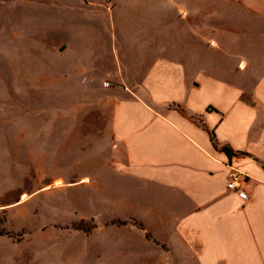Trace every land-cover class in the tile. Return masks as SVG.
Here are the masks:
<instances>
[{"label": "crops", "instance_id": "1", "mask_svg": "<svg viewBox=\"0 0 264 264\" xmlns=\"http://www.w3.org/2000/svg\"><path fill=\"white\" fill-rule=\"evenodd\" d=\"M12 1L11 95L28 104L36 62L107 117L105 151L67 186L90 193L74 262L264 264V0Z\"/></svg>", "mask_w": 264, "mask_h": 264}, {"label": "rangeland", "instance_id": "2", "mask_svg": "<svg viewBox=\"0 0 264 264\" xmlns=\"http://www.w3.org/2000/svg\"><path fill=\"white\" fill-rule=\"evenodd\" d=\"M15 4L0 1V264H84L73 255L89 251V187L67 186L79 180L80 160L105 151L107 117L97 97L79 93L73 80L37 81L47 66L36 62L23 68L34 81L28 104L11 95ZM29 25L31 45L37 23L30 18Z\"/></svg>", "mask_w": 264, "mask_h": 264}, {"label": "built area", "instance_id": "3", "mask_svg": "<svg viewBox=\"0 0 264 264\" xmlns=\"http://www.w3.org/2000/svg\"><path fill=\"white\" fill-rule=\"evenodd\" d=\"M105 85H107V83H105ZM246 181H247L246 174L240 171H234L230 175V180L227 182L226 187L228 189L234 190L240 198L245 199L246 192L244 187Z\"/></svg>", "mask_w": 264, "mask_h": 264}, {"label": "trees", "instance_id": "4", "mask_svg": "<svg viewBox=\"0 0 264 264\" xmlns=\"http://www.w3.org/2000/svg\"><path fill=\"white\" fill-rule=\"evenodd\" d=\"M211 140L213 141L214 145L216 146L213 137H211ZM221 150L224 151L227 154V156H229V157L235 154V152H233V150H231L227 145L222 146Z\"/></svg>", "mask_w": 264, "mask_h": 264}, {"label": "bare ground", "instance_id": "5", "mask_svg": "<svg viewBox=\"0 0 264 264\" xmlns=\"http://www.w3.org/2000/svg\"><path fill=\"white\" fill-rule=\"evenodd\" d=\"M85 180H86V179H83V181H85ZM59 183H60V182H58V181H57V182H55V184H56V185H58ZM24 196H25V195L23 194V195L21 196V198L23 199V198H24Z\"/></svg>", "mask_w": 264, "mask_h": 264}]
</instances>
